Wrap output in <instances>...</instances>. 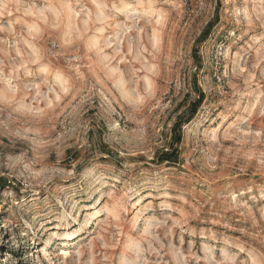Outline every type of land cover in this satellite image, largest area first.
<instances>
[{"label":"rangeland","instance_id":"obj_1","mask_svg":"<svg viewBox=\"0 0 264 264\" xmlns=\"http://www.w3.org/2000/svg\"><path fill=\"white\" fill-rule=\"evenodd\" d=\"M0 264H264V0H0Z\"/></svg>","mask_w":264,"mask_h":264},{"label":"bare ground","instance_id":"obj_2","mask_svg":"<svg viewBox=\"0 0 264 264\" xmlns=\"http://www.w3.org/2000/svg\"><path fill=\"white\" fill-rule=\"evenodd\" d=\"M90 218V217H89ZM67 234V233H66ZM67 236V235H66Z\"/></svg>","mask_w":264,"mask_h":264},{"label":"trees","instance_id":"obj_3","mask_svg":"<svg viewBox=\"0 0 264 264\" xmlns=\"http://www.w3.org/2000/svg\"><path fill=\"white\" fill-rule=\"evenodd\" d=\"M198 102V101H197Z\"/></svg>","mask_w":264,"mask_h":264}]
</instances>
